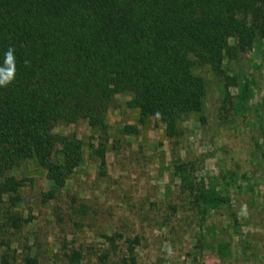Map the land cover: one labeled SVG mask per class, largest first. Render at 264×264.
Masks as SVG:
<instances>
[{"label": "trees", "instance_id": "trees-1", "mask_svg": "<svg viewBox=\"0 0 264 264\" xmlns=\"http://www.w3.org/2000/svg\"><path fill=\"white\" fill-rule=\"evenodd\" d=\"M9 47L15 48L16 77L0 87V222L6 229L28 222L17 208L34 173L50 182L40 196L48 203L84 161L83 141L56 126L85 122L97 135L96 145L87 146L106 174L108 111L118 94L129 96L125 105L136 112L137 124L162 123L177 147L187 118L205 121L206 75L212 73L221 80L218 119L231 129L232 154L245 135L247 112L264 110V98L254 101V80L239 64L247 51L264 47V0H0V61ZM122 131L134 135L138 129L126 124ZM261 134L257 148L264 157ZM172 166L198 216L227 201L232 189L251 184L249 169L222 166L206 186L185 161ZM25 169L29 174L19 175ZM57 207L51 212L60 222L64 214ZM85 207L79 205L81 213ZM67 208L71 218L76 205ZM235 230L239 256L246 258L251 243ZM103 237L107 246L92 264H136L139 236L122 244L123 233ZM215 250L223 259L232 254L222 237ZM63 253L66 264H81L78 248ZM38 255H26L24 264H37Z\"/></svg>", "mask_w": 264, "mask_h": 264}, {"label": "rangeland", "instance_id": "rangeland-1", "mask_svg": "<svg viewBox=\"0 0 264 264\" xmlns=\"http://www.w3.org/2000/svg\"><path fill=\"white\" fill-rule=\"evenodd\" d=\"M239 64L241 73L254 80V101L262 100L264 47L247 51ZM206 77L210 86L205 121L187 118L177 147L165 136L162 123L151 119L148 124H137L136 112L125 105L129 96L118 94L108 111L111 130L105 175L99 173L95 154L87 146L97 143V135L88 125L80 122L56 126V132L75 133L83 141L84 161L62 193L48 203H42L40 196L49 189L50 182L33 174V182L24 186L17 208L28 222L8 229L0 222V264H5L4 259L7 264H24V257L36 251L37 264H66L63 251L71 245L80 250L81 264H92L107 246L103 235L114 232L123 233V238L117 240L119 244L125 237L139 236L136 264H264V157L257 148L263 143L264 110L247 112V122L242 123L245 135L240 133L238 152L232 154L233 140L228 136L231 129L219 124L218 119L221 80L212 73ZM126 124L137 126L138 131L125 134L122 128ZM182 161L206 186L220 174L222 166L236 171L249 169L250 188L243 184L232 189L227 201L198 216L189 196L181 190L180 176L173 170V163ZM19 173L25 176L29 171ZM72 201L76 211L68 218L71 210L67 207ZM80 204L87 212H80ZM53 206H59L64 214L60 222L52 215ZM232 226L247 233L245 238L252 249L246 258L239 256L240 235ZM220 237L231 243L232 254L225 259L215 250Z\"/></svg>", "mask_w": 264, "mask_h": 264}, {"label": "clouds", "instance_id": "clouds-1", "mask_svg": "<svg viewBox=\"0 0 264 264\" xmlns=\"http://www.w3.org/2000/svg\"><path fill=\"white\" fill-rule=\"evenodd\" d=\"M27 64V62H25ZM16 77L15 48L9 47L0 61V87H7Z\"/></svg>", "mask_w": 264, "mask_h": 264}]
</instances>
